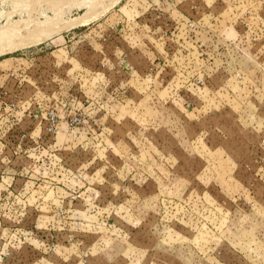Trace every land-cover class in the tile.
<instances>
[{
  "label": "rangeland",
  "instance_id": "rangeland-1",
  "mask_svg": "<svg viewBox=\"0 0 264 264\" xmlns=\"http://www.w3.org/2000/svg\"><path fill=\"white\" fill-rule=\"evenodd\" d=\"M0 31V264H264V0H0Z\"/></svg>",
  "mask_w": 264,
  "mask_h": 264
},
{
  "label": "bare ground",
  "instance_id": "bare-ground-1",
  "mask_svg": "<svg viewBox=\"0 0 264 264\" xmlns=\"http://www.w3.org/2000/svg\"><path fill=\"white\" fill-rule=\"evenodd\" d=\"M13 4V3H12ZM32 5V4H31ZM27 15V14H26ZM42 16H44V15H42ZM27 17V16H26ZM47 17V16H46ZM52 19V18H51ZM85 21V20H84ZM78 23H79V21H77ZM81 23H82V21H80ZM19 23V22H18ZM47 23V22H46ZM74 23V22H73ZM77 23V24H78ZM81 23H79V24H81ZM40 24H42L41 22H40ZM13 25V24H12ZM15 25V24H14ZM45 25V24H44ZM51 24H49V26H50ZM46 26H47V24H46ZM12 26H10V28H11ZM51 27V26H50ZM6 28V27H5ZM5 28H3V30L5 29ZM13 28V27H12ZM2 29V28H1ZM14 29V28H13ZM13 29H11V30H13ZM21 30V29H20ZM36 30V29H35ZM29 31H32V30H29ZM10 32V31H9ZM12 32V31H11ZM35 32V31H34ZM37 32V31H36ZM41 32H42V30H41ZM54 32V31H53ZM3 33H5V31L4 32H1L0 31V34L2 35ZM31 34H34L33 32H30ZM40 33V32H39ZM30 34V35H31ZM38 34V33H37ZM7 35V34H6ZM27 35V34H26ZM36 35V34H35ZM48 35L49 34H47V35H45V36H43V34H40L39 36H43V37H39V39H37V40H43V39H45V38H47L48 37ZM5 36V35H4ZM8 36V35H7ZM11 36V35H10ZM33 37V36H32ZM51 37V36H50ZM3 38V35H2V37H0V39H2ZM10 38H12V37H10ZM5 39V38H4ZM6 39H7V37H6ZM8 40V39H7ZM27 40V39H26ZM30 40V39H29ZM34 41H37L36 39H33ZM28 41V40H27ZM22 42H23V40H22ZM33 42V41H32ZM31 41H30V43H32ZM18 43V42H17ZM20 43V42H19ZM18 43V44H19ZM28 43V42H27ZM29 43V44H30ZM22 44V43H21ZM21 44H20V46H21ZM28 44V45H29ZM14 45V44H13ZM15 45H16V43H15ZM26 45V44H25ZM16 47V46H15ZM17 48V47H16ZM24 48V47H23Z\"/></svg>",
  "mask_w": 264,
  "mask_h": 264
}]
</instances>
